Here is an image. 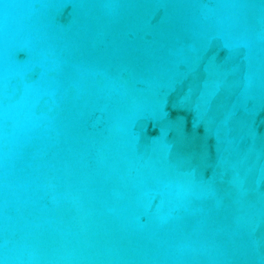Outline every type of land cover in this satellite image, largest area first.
<instances>
[{"label": "water", "instance_id": "obj_1", "mask_svg": "<svg viewBox=\"0 0 264 264\" xmlns=\"http://www.w3.org/2000/svg\"><path fill=\"white\" fill-rule=\"evenodd\" d=\"M0 264H264V0H0Z\"/></svg>", "mask_w": 264, "mask_h": 264}]
</instances>
